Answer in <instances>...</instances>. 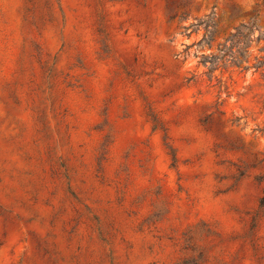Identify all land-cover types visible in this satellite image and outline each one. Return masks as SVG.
I'll use <instances>...</instances> for the list:
<instances>
[{
    "label": "rangeland",
    "instance_id": "1",
    "mask_svg": "<svg viewBox=\"0 0 264 264\" xmlns=\"http://www.w3.org/2000/svg\"><path fill=\"white\" fill-rule=\"evenodd\" d=\"M0 264H264V0H0Z\"/></svg>",
    "mask_w": 264,
    "mask_h": 264
}]
</instances>
